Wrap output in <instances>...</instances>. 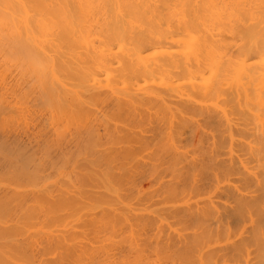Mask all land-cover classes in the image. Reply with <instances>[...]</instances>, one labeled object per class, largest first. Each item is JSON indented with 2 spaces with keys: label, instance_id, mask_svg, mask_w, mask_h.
I'll return each instance as SVG.
<instances>
[{
  "label": "bare ground",
  "instance_id": "bare-ground-1",
  "mask_svg": "<svg viewBox=\"0 0 264 264\" xmlns=\"http://www.w3.org/2000/svg\"><path fill=\"white\" fill-rule=\"evenodd\" d=\"M262 3L0 0V264H264Z\"/></svg>",
  "mask_w": 264,
  "mask_h": 264
},
{
  "label": "rangeland",
  "instance_id": "rangeland-1",
  "mask_svg": "<svg viewBox=\"0 0 264 264\" xmlns=\"http://www.w3.org/2000/svg\"><path fill=\"white\" fill-rule=\"evenodd\" d=\"M263 4H264V3H262V5H263ZM260 5H261V4H260ZM261 8H264V6H261ZM256 9H257V8H256ZM258 9H260V8H258ZM258 9H257V10H258ZM21 126H22V125H21ZM21 126H20V127H21ZM16 127H17V125H16ZM16 127H15V128H16ZM22 128H24V126H22L21 128H17V130H18V129H22ZM24 129H25L24 132L26 133V132H27V131H26V128H24ZM21 131H23V130H21ZM21 131H20V133H24V132H21ZM15 132H16V131H15ZM18 132H19V130H18ZM194 138H195V137H194ZM192 140H193V139H192ZM193 141H195V139H194ZM191 143H192V142H191ZM185 144L188 146V145L190 144V142H188V143L185 142ZM194 144L196 145L195 142H194ZM194 144H193V145H194ZM222 150H223V149H222ZM224 150H226V149H224ZM222 152H223V151H222ZM222 152H221V153H222ZM226 157H227V155H226L225 152L222 153V154H220V159H221V158H223V159L225 158V159H226ZM236 170H238V169H236ZM49 171H50V170H49ZM47 172H48V171H47ZM234 172H235V173H234ZM238 172H239V170H238ZM233 174H234V176H233L234 179H235V180H236V178L238 179L240 173H238V174H239V175H238V174H237V171H233ZM236 174H237V175H236ZM231 177H232V176H231ZM167 178H168V176H166V179H167ZM202 180H203L204 182H203V181H200V184H202L201 186H203L204 189H208L209 186L211 185V182H212V181H211V176H210V175H204V177H203ZM229 180H232V181H233V179H229ZM225 181H228V180H225ZM255 181H256V180L254 179L252 183L250 182L249 184L244 185L245 189L247 190V187H251V189H250V188H248V189L252 190V189H253V186H254L255 183H256ZM236 182H237V181H233L232 183H236ZM254 182H255V183H254ZM253 183H254V185H253ZM207 184H208V185H207ZM223 184H225V182H223ZM251 184H252V186H251ZM256 184H257V183H256ZM143 185H144V187H143ZM204 185H206V186L204 187ZM248 185H249V186H248ZM246 186H247V187H246ZM256 186H257V185H256ZM140 187H141V190L144 191V188H145V190H147L148 188H150V189L152 188V189H153V188H155L156 186H152V187H150L149 184L147 185V180H146V179H143V180H142V183L140 184ZM242 187H243V186H242ZM244 187H243V188H244ZM254 188H255V186H254ZM257 188L259 189L258 186H257ZM150 189H149V190H150ZM156 189H157V188H156ZM253 190H254V189H253ZM256 190H257V189H256ZM256 190L254 191L255 193H256L257 191H258V193L261 192L260 189H259L260 192H259V190H257V191H256ZM205 192H206V191H205ZM211 192H212V191H211ZM212 193H213V192H212ZM212 193H211V194H212ZM258 193H256V194H258ZM217 194H218V196H217ZM159 195H160V194H159ZM159 195H155V196H157V197L153 196V197H155V198L152 199L153 202H154L153 205L151 204V202H149V203H150L149 205H150L151 207H157V208H155V209H153V210H156V209L159 210V209L161 208V206H162V208H164V207H166V208L170 207V206H168V207L165 206L166 203L169 202V201L167 200V201L165 202V204H163V203H164V200H166V199H164L163 197H161V196H159ZM212 195H216V196H214L213 198L215 199V201L218 200V202H222V204L225 203V202H227V203L229 202V203H230V202H231L230 200L234 201V200H233V199H234V196L231 195V194H230V196H229V194L227 195L226 192L223 190V188H222V190H220L218 193L215 194V192H214ZM199 196H202V195H199ZM199 196L197 195L195 200H193V199L195 198V196H194V198L192 197V200L195 201V202H194L195 204H196V203L198 204V203L200 202V200L202 199V197H204V196H202V197L200 198ZM231 196H233V198H232ZM259 196L261 197V194H259ZM160 197H161L162 199H164V200H162ZM197 197H199L200 199H197ZM260 197H259V199L262 200V197H261V198H260ZM154 199H155V201H154ZM158 199H159V201H160V199H161L163 202H162V203H161V202L159 203ZM150 200H151V199H150ZM261 200H260V201H261ZM148 201H149V200H148ZM190 201H191V199H190ZM193 201H192V204H194ZM196 201H197V202H196ZM198 201H199V202H198ZM201 201H202V200H201ZM203 201H204V199H203ZM203 201L200 203V206L205 202V201H204V202H203ZM179 202H180V203H179ZM179 202L177 201V204H178V203L181 204V201H180V200H179ZM218 202H217V203H218ZM217 203H216V204H217ZM231 203H233V202H231ZM168 204H169V203H167V205H168ZM179 204H178V205H179ZM195 204H194V205H195ZM197 204H196V205H197ZM222 204L219 203V205H222ZM136 205H138V204H136ZM139 205H140V204H139ZM155 205H156V206H155ZM160 205H161V206H160ZM163 205H164V207H163ZM170 205H172V203H170ZM196 205H195V206H196ZM198 206H199V204H198ZM158 207H160V208H158ZM162 208H161V209H162ZM231 216H232V215H231ZM232 217H233V216H232ZM228 218H231V217H228ZM228 218H226V217L221 218L222 220L225 219V220L222 221V226L225 227V225L227 226V224H228V225H230V228H231L232 226H235L236 228L239 229V226H240V225H242V226H240V228L243 227V223H241V221H239V220H236V221H235V219L232 218V219L235 221V223H234V221H233V223H232V219L230 220V219H228ZM226 219H227V220H226ZM170 220H171V218H170ZM172 220H173L174 224H173V222H171ZM172 220L169 221V223H170L171 225H174L173 229H177L176 227H180V225L176 224V221H174L173 218H172ZM218 220H220V219H218ZM225 221H227V222L225 223ZM229 221H231L232 224H229V223H230ZM223 222L225 223V225L223 224ZM239 222H240V224H239ZM214 223L217 224L216 221H215ZM236 223H238V227H237V224H236ZM175 225H177V226H175ZM225 228H227V227H225ZM232 228H233V227H232ZM233 229L236 230L235 228H233ZM241 229H242V228H241ZM173 231H174V230H173ZM173 231H171V232H173ZM247 231H248V230H247ZM171 232H170V235H171ZM231 233H232V236H233V237H232L231 234H230V238H231V240H235V239L237 238V237L235 238V236L237 235L238 232H237L236 234L233 233V232H231ZM174 234H175V231L173 232V236H174ZM226 234H227V233H226ZM177 235H178V234H177ZM177 235H176V237H177ZM191 235H192V233H191ZM234 235H235V236H234ZM173 236L171 235V237H173ZM176 237H175V236L173 237V239L175 238L174 241H175L179 236H178L177 238H176ZM177 241H178V240H177ZM177 241H176V242H177ZM221 244H222V243H221ZM221 244H217V245L219 246V245H221ZM212 247H213V249H211V251L214 250V249L216 248L215 245H213ZM214 247H215V248H214ZM208 248H211V247H208ZM254 249H255V248H254ZM207 250L209 251V249H207ZM215 250L218 251L219 249H215ZM230 250H231L230 248H229V250H228V249L226 250V251L229 252V253H227V256L230 255V256L232 257L233 255H231V254H232L233 252H232V250H231V251H230ZM205 251H206V249H205ZM219 251H220V252H218V253H220L221 256H223V254H222L221 252H222V251L225 252V250H219ZM254 254H255V253H254ZM230 256H229V257H230ZM254 256H255V255H254ZM230 259H231V258H230ZM233 259H234V257H233ZM233 259H232V260H233ZM230 262H231V261H230ZM232 262H233V261H232ZM232 262H231V263H228V264H233ZM196 264H197V263H196Z\"/></svg>",
  "mask_w": 264,
  "mask_h": 264
}]
</instances>
